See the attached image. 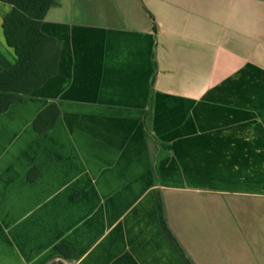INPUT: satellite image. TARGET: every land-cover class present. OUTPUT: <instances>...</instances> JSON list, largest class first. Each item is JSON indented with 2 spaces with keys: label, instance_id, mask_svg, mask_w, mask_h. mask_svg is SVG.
<instances>
[{
  "label": "crops",
  "instance_id": "obj_1",
  "mask_svg": "<svg viewBox=\"0 0 264 264\" xmlns=\"http://www.w3.org/2000/svg\"><path fill=\"white\" fill-rule=\"evenodd\" d=\"M41 31L57 73L0 114V264H264V0H56Z\"/></svg>",
  "mask_w": 264,
  "mask_h": 264
},
{
  "label": "trees",
  "instance_id": "obj_2",
  "mask_svg": "<svg viewBox=\"0 0 264 264\" xmlns=\"http://www.w3.org/2000/svg\"><path fill=\"white\" fill-rule=\"evenodd\" d=\"M55 1L0 0L11 6L1 27L5 43L16 56V63L0 72V114L57 73L59 48L53 38L41 31L42 21ZM56 118V107L49 105L34 118L33 129L38 133L45 132L53 126ZM163 225L166 228L164 220Z\"/></svg>",
  "mask_w": 264,
  "mask_h": 264
},
{
  "label": "rangeland",
  "instance_id": "obj_3",
  "mask_svg": "<svg viewBox=\"0 0 264 264\" xmlns=\"http://www.w3.org/2000/svg\"><path fill=\"white\" fill-rule=\"evenodd\" d=\"M5 10H6V6L0 3V27H1L2 14L5 12ZM0 34H1V28H0ZM0 65H2L4 67L9 65V59H8V57L5 56V55H2V52L1 51H0Z\"/></svg>",
  "mask_w": 264,
  "mask_h": 264
}]
</instances>
